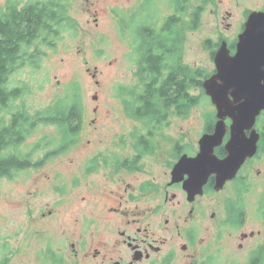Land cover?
I'll list each match as a JSON object with an SVG mask.
<instances>
[{
  "label": "flooded vegetation",
  "instance_id": "af4514ba",
  "mask_svg": "<svg viewBox=\"0 0 264 264\" xmlns=\"http://www.w3.org/2000/svg\"><path fill=\"white\" fill-rule=\"evenodd\" d=\"M228 1L227 6L231 8L220 11L225 15L220 20L219 37L210 46L215 48L211 55L213 70L192 65L201 70L202 85L217 73L215 58L221 46L225 43L234 58L240 35L245 32L251 15L264 13V0ZM47 2H53L54 11H58L61 2L56 0H0V199H4L3 203L0 201V264H15L14 253H23V264H29L33 240L26 235L25 248L23 245L14 251L13 221H5L4 214L18 198L25 213L33 219L31 224L36 223L48 234L46 244L35 241L39 247L33 251L35 264H213L212 255L225 254L227 250L235 252L237 248L245 251L246 242L255 233L243 231L248 214L242 210L240 197L252 189L254 168L264 152V124H261L264 112L255 125L260 137L257 154L247 159L223 189H216V175H211L203 193L193 198L184 189L183 182L173 181V170L183 156H197L200 140L194 152L189 151L191 146L185 145L184 140L170 144V139L163 135L158 140L157 134H162L159 131L166 120L158 122L159 126L155 122L154 126H107L105 129L84 126L89 120L79 93L76 95L73 91L69 100L82 114L77 113V121L74 117V126H68L67 135L61 126L53 123L60 139L32 141L36 133L43 132L38 125L46 124V115L41 110L30 114L24 104L14 110V100L22 96L24 89L13 87V76L31 62L38 63L39 68L45 50L55 49L62 38L63 34L57 37L55 32L56 38L50 45L45 46L40 39L36 44L29 43V10L36 7L42 12ZM171 2L132 0L125 9L118 1L119 12L104 9L100 6L101 0L92 3L96 8L95 29L100 30V18L106 14L121 23V38L127 47L123 58L131 53L135 62L138 98L144 94L157 98L175 63L184 68L190 66L184 57L185 34L189 18H201V5L189 12L191 0H175V6ZM73 8H69L70 16ZM174 14L182 20L177 28L169 23ZM19 31L25 37L17 38L20 53L14 57L12 38L7 42V35ZM39 31H43L42 27ZM174 42L178 48L176 54L170 52ZM182 79L188 80L187 70L183 71ZM96 86L100 87L99 81ZM126 94L117 96L125 106L129 100ZM202 97L210 102L213 110L204 116L201 138L213 134L218 122L216 108L203 86ZM93 99L98 101L94 112L99 114V92ZM176 111V107L168 109L167 117ZM231 124L227 119L223 144L215 150L219 159L228 156L226 146L231 138ZM84 132L91 136L86 142L80 138ZM26 146L30 147L27 151L23 149ZM21 175L23 178L18 180ZM261 175L262 171L257 172L258 177ZM187 179L186 175L184 180ZM14 183L25 186L28 196L21 191L14 193ZM229 190L235 192L234 199L220 201L218 197ZM258 212L264 225V207ZM213 232L217 236L209 240Z\"/></svg>",
  "mask_w": 264,
  "mask_h": 264
},
{
  "label": "rangeland",
  "instance_id": "374dc122",
  "mask_svg": "<svg viewBox=\"0 0 264 264\" xmlns=\"http://www.w3.org/2000/svg\"><path fill=\"white\" fill-rule=\"evenodd\" d=\"M62 1L70 3L69 8L70 6L74 7L71 9V17L75 21L76 29L64 32L55 49L45 50L46 54L44 60H41L39 68L29 66L17 70L13 76V87L24 90L22 96L18 100H14V110L24 104L30 114H36L41 110L46 115L49 108L61 100H69L74 89L79 88L81 104L89 120V123L84 126H96L95 128L100 129H105L107 126H151V123L154 122L146 118L137 123V120L129 115V102L127 101L125 106L123 99L118 98L132 92V89L137 91L135 62L131 59V53L125 59L123 58L127 47L124 46L121 38L120 21L110 15H102L99 21L102 27L100 30L95 29L94 12L96 8L92 6V3H97L98 0ZM118 1L120 6L125 9L132 4V0L131 3L126 0L125 2L124 0H101L100 6L109 11L119 12ZM228 2V0H191L189 12L198 10L201 5V18L199 19L200 25L196 30H190L189 27L186 29L188 30L185 34L184 44L186 63L196 65L205 71L213 70L211 55L215 48L211 49L210 46L215 44L219 37L220 20H222V15H225V13L221 15L220 11L224 12L231 8V6H227ZM169 4L175 6L176 2L172 0ZM131 34L135 36L133 30ZM94 75L97 77L94 78ZM96 81L100 82V87L96 86ZM97 92L101 96L99 114L94 112V108L99 105L98 101L93 99ZM195 93L201 94L200 91ZM211 110L213 109L210 102L202 97L199 104L191 109L185 118L174 117L170 113L166 122L161 125L163 127L159 133L162 132V134H157L158 140L162 135L170 139V144L184 140L185 145L192 147H189V151H197L204 126V116L208 112H212ZM91 120H95L96 123H92ZM261 124H264V115L261 118ZM154 125L155 123L152 124V126ZM38 126L42 127L43 132L36 133L31 138L32 141H36L38 138L55 137V139H60L58 129L54 127L55 124L40 123ZM105 132L109 133L108 129ZM80 138L86 142L87 138H91V136H87L84 132ZM23 149L27 151L30 147L26 146ZM158 151L161 154L160 150ZM163 161H165L164 158ZM254 170L252 189L240 198L242 210L248 214V221L244 224L243 231L247 234L254 232L255 237L248 239L245 251L241 252L237 248L235 252L227 250L225 254L212 255L210 258L213 257V264H229V262L231 264H247L253 251L264 244V225L258 212L264 207V152L260 154ZM261 171L262 175L258 177L257 172ZM21 178L23 175L19 176L18 180ZM19 191L24 192L26 197L28 196L29 191H26L25 186L14 183V193H19ZM234 193L233 190H229L218 199L220 201L234 199ZM11 196L13 198V193ZM0 201L3 203L4 199H0ZM4 215L6 216L5 221L9 219L13 221L14 251L24 245L26 235L33 240V243H30L29 264H35L33 251L39 248L35 241L38 240L39 244H46L48 234L42 232L43 230L37 227L36 223L31 224L33 219H30L25 213L20 198L14 203L13 208H8V212ZM215 235L217 236L216 232L211 233L209 240H212ZM23 255V253H14V263L23 264L21 260Z\"/></svg>",
  "mask_w": 264,
  "mask_h": 264
},
{
  "label": "water",
  "instance_id": "95a60500",
  "mask_svg": "<svg viewBox=\"0 0 264 264\" xmlns=\"http://www.w3.org/2000/svg\"><path fill=\"white\" fill-rule=\"evenodd\" d=\"M215 60L217 73L202 85L217 111L215 131L200 139L196 157L183 156L173 170V181L183 182L192 198L203 193L211 175H216V189H223L247 159L258 152L260 137L255 125L264 112V13L251 15L234 58L224 43ZM227 119L232 121L231 138L226 146L228 156L219 159L215 150L223 144ZM247 132L251 135L247 136Z\"/></svg>",
  "mask_w": 264,
  "mask_h": 264
},
{
  "label": "trees",
  "instance_id": "16d2710c",
  "mask_svg": "<svg viewBox=\"0 0 264 264\" xmlns=\"http://www.w3.org/2000/svg\"><path fill=\"white\" fill-rule=\"evenodd\" d=\"M56 1L61 2L57 12L54 11L53 2H47L42 12L36 7L30 8L28 28V40L30 45L33 43L36 44L39 39L45 46L50 45L54 42L53 38H56L55 32L58 37L68 30L76 29L75 21L69 14L70 3L62 0ZM199 19V17L190 19L188 26L190 30H196L199 27ZM180 21L182 20L174 14L169 23L173 25L174 28H177ZM39 27H42L43 31L40 32ZM167 36H169V33ZM22 37H25L23 31L15 32L12 36L7 35V42L9 38H12V52L14 57L20 53L17 50V38L21 39ZM179 37H182V35L179 34ZM176 51H178L177 43L174 42L170 52L176 54ZM30 66L34 68L38 67V63L31 62ZM184 70L188 71V80L186 82L182 79ZM147 71H151V68H148ZM142 75L143 77L145 76L144 74ZM201 75V70L199 68L192 65L184 68L180 63H175L171 69V74L168 75V79L164 81L163 88L159 91L157 98H152L151 95L146 94L138 98L134 89H132V92L128 93L129 115L133 116L135 119H149L159 126L158 122L167 120L168 114L166 113L168 109H172L173 107L177 108L178 111L173 113L174 117L189 114L190 110L194 109L201 99V94L197 95L195 93L196 91H200L201 93ZM78 93L79 88H75L74 94L77 95ZM163 108H165V110H163ZM77 113L79 115L82 114L81 110L78 111L72 101L61 100L58 104L53 105L47 110L44 121L46 123H55L61 126L64 130V135H67L68 126H74V124H72L74 117L77 121ZM152 124L154 123H151V126ZM247 264H264V244L253 251Z\"/></svg>",
  "mask_w": 264,
  "mask_h": 264
}]
</instances>
